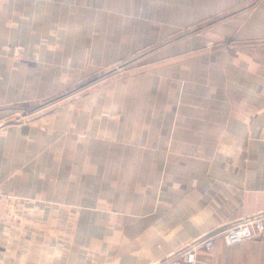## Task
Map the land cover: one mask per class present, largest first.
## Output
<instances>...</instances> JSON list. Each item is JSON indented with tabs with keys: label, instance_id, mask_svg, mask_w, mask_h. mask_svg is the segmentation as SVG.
Listing matches in <instances>:
<instances>
[{
	"label": "crops",
	"instance_id": "crops-1",
	"mask_svg": "<svg viewBox=\"0 0 264 264\" xmlns=\"http://www.w3.org/2000/svg\"><path fill=\"white\" fill-rule=\"evenodd\" d=\"M227 13L219 31L264 35V0H0V117L56 91L75 61L106 58L125 35ZM68 102L37 118L43 126L6 127L0 264H156L264 211V87L240 114L258 125L253 151L229 143V104L201 112L192 148L139 151L137 118L115 116L117 101ZM197 253L196 264H264V234L234 244L220 236Z\"/></svg>",
	"mask_w": 264,
	"mask_h": 264
},
{
	"label": "rangeland",
	"instance_id": "rangeland-1",
	"mask_svg": "<svg viewBox=\"0 0 264 264\" xmlns=\"http://www.w3.org/2000/svg\"><path fill=\"white\" fill-rule=\"evenodd\" d=\"M228 20L229 13L152 34L148 29L142 37L125 35L106 58L75 61L56 91L10 106V113L0 117V149L7 126H43L37 118L51 107L89 98L117 101L118 108L110 109L115 116L137 118L139 151H175L183 141L192 148L201 112L229 104V143L253 151L250 143L258 125L242 123L240 114L247 97L252 101L264 87V35L246 27L229 36L217 28ZM26 53L24 45L13 46L15 58ZM64 72L59 66V75ZM244 124L251 135L245 134ZM143 134L152 138L153 149H146Z\"/></svg>",
	"mask_w": 264,
	"mask_h": 264
},
{
	"label": "built area",
	"instance_id": "built-area-1",
	"mask_svg": "<svg viewBox=\"0 0 264 264\" xmlns=\"http://www.w3.org/2000/svg\"><path fill=\"white\" fill-rule=\"evenodd\" d=\"M2 128H0L1 145ZM264 234V211L247 216L232 224L216 228L198 237L181 251L158 261L156 264H196L199 247L208 249L215 247L216 238L223 236L230 243H238L245 239H255Z\"/></svg>",
	"mask_w": 264,
	"mask_h": 264
}]
</instances>
